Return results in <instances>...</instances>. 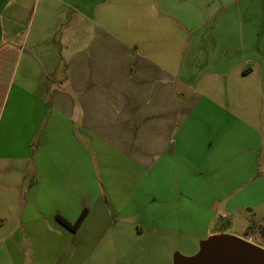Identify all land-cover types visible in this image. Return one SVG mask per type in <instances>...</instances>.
Returning <instances> with one entry per match:
<instances>
[{
    "label": "crops",
    "instance_id": "crops-1",
    "mask_svg": "<svg viewBox=\"0 0 264 264\" xmlns=\"http://www.w3.org/2000/svg\"><path fill=\"white\" fill-rule=\"evenodd\" d=\"M76 1L75 8L65 3L76 14L62 67L55 56L59 49L47 44L53 32L47 20L42 16L34 29L19 13L21 4L10 9L9 1L0 0V171L12 167L21 182L31 183L26 196L34 206L21 208L25 224L28 210L35 220L61 216L53 199L71 197L76 167L91 164L85 159L91 150L98 156L114 149L135 158L147 168L143 178L176 164L180 176L192 167L199 174L218 146V132L227 127L219 128V117L241 127L240 115L231 113L239 110L236 103L241 99L248 113L257 109L249 105L261 88L260 73L246 55L250 19L241 10L230 13L231 2L215 1L214 12L207 8L204 15L199 1ZM209 20L210 29H204ZM92 22L95 35L82 48L81 37L89 33L83 27ZM239 65L244 67L238 71ZM176 150L177 162L169 160L167 153ZM88 176L78 179L82 192ZM86 209L88 215L93 211ZM220 235L211 232L209 238Z\"/></svg>",
    "mask_w": 264,
    "mask_h": 264
},
{
    "label": "rangeland",
    "instance_id": "rangeland-1",
    "mask_svg": "<svg viewBox=\"0 0 264 264\" xmlns=\"http://www.w3.org/2000/svg\"><path fill=\"white\" fill-rule=\"evenodd\" d=\"M5 1L13 5L10 9L21 4L18 12L23 20L29 17L33 26L42 16L47 20L44 24L53 30L48 36V47L59 49L55 55L57 64L62 67L67 64L72 48H67V35L73 25L70 17L76 12L66 4L71 2L75 8L80 6L79 1ZM184 1H199L200 13L204 15L207 8L214 12L215 1H229L230 13L236 9L249 16L246 35L250 49L246 55L261 78V88L255 87L258 97L251 96L249 105L257 109L248 113L241 99L236 103L239 110L231 113L240 115L235 119L242 122L241 127L229 125V116L225 120L224 116H218L219 128L224 123L227 127L218 132V146L197 171L199 174L192 167L180 176L177 164L162 165L143 178L140 174L147 168L137 166L135 158L112 149V155L108 151V155L98 153L99 159L96 151L91 150L85 157L92 159L91 164L76 167L71 197L53 199V208L60 207L61 216L70 223H75L87 210V218L84 217L77 232L63 223L58 214V220L52 219V214L35 220L34 211L28 210L27 222L23 223L21 208L28 203L34 206L33 197L26 196L31 183L21 182L10 172L12 167L0 171V222H5L0 223V264H176L179 259L192 260L202 254L211 232L233 235L264 248V0ZM232 1L244 4L245 10ZM186 10L194 11L191 7ZM93 22L83 27L89 33L81 37L80 44H85L82 48L87 46L88 36L95 35ZM209 23L210 20L203 28L210 29ZM22 37L20 34L18 40ZM243 67L239 65L237 70ZM177 155L176 150L174 155L167 153V158L177 162ZM109 157L114 160L110 162ZM63 173L66 174V169ZM83 174H89V178L84 180L82 192L78 179ZM69 175L72 176L70 172ZM87 187L92 191L87 193ZM81 202L88 205L78 208ZM88 207H93L90 215Z\"/></svg>",
    "mask_w": 264,
    "mask_h": 264
},
{
    "label": "water",
    "instance_id": "water-1",
    "mask_svg": "<svg viewBox=\"0 0 264 264\" xmlns=\"http://www.w3.org/2000/svg\"><path fill=\"white\" fill-rule=\"evenodd\" d=\"M176 264H264V248L233 235L210 237L205 250L192 260L179 259Z\"/></svg>",
    "mask_w": 264,
    "mask_h": 264
},
{
    "label": "trees",
    "instance_id": "trees-1",
    "mask_svg": "<svg viewBox=\"0 0 264 264\" xmlns=\"http://www.w3.org/2000/svg\"><path fill=\"white\" fill-rule=\"evenodd\" d=\"M86 214H87V210H85L83 213H82V215L79 217V219L75 222V223H70L67 219H65V218H63V217H61V216H59V219L63 222V223H65V224H67V226H69L72 230H77L78 229V227L80 226V223L82 222V220L84 219V217L86 216Z\"/></svg>",
    "mask_w": 264,
    "mask_h": 264
}]
</instances>
